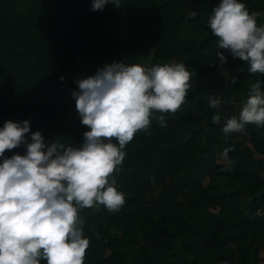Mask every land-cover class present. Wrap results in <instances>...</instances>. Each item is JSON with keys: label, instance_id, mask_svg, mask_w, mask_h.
Here are the masks:
<instances>
[{"label": "trees", "instance_id": "1", "mask_svg": "<svg viewBox=\"0 0 264 264\" xmlns=\"http://www.w3.org/2000/svg\"><path fill=\"white\" fill-rule=\"evenodd\" d=\"M241 2L264 24V0ZM218 4L121 0L118 8L92 11L91 0H0V127L29 120L30 132L78 145L88 128L70 95L77 79L113 61L177 60L192 74L179 109L154 111L148 129L123 149L113 175L124 205L114 212L102 204L79 210L89 238L84 264H248L264 250V127L222 130L264 75L217 48L207 19ZM217 51L227 58L222 66ZM210 96L220 99L219 108L209 106ZM217 112L221 121L214 123ZM24 152L22 144L5 155ZM152 191L158 194L148 199Z\"/></svg>", "mask_w": 264, "mask_h": 264}, {"label": "clouds", "instance_id": "2", "mask_svg": "<svg viewBox=\"0 0 264 264\" xmlns=\"http://www.w3.org/2000/svg\"><path fill=\"white\" fill-rule=\"evenodd\" d=\"M109 4L118 8L121 0H91L90 10ZM207 25L218 38V49L247 62L250 73L264 75V24L257 23L256 13L241 0H219ZM216 55L219 65L227 63L223 52ZM191 75L185 63L113 61L77 79L78 90L70 95L80 123L88 128L78 145L30 132L29 120H6L0 127V264H84L89 238L83 236L86 221L79 210L102 204L114 212L124 205L113 175L125 157L123 149L138 130L148 129L154 111L179 109L192 88ZM219 105V98L209 97L210 107ZM158 119L166 124L163 116ZM212 121H221L219 112ZM249 124L264 127V81L259 78L250 84L239 115L226 118L222 130L240 133ZM22 144L23 155H5Z\"/></svg>", "mask_w": 264, "mask_h": 264}, {"label": "rangeland", "instance_id": "3", "mask_svg": "<svg viewBox=\"0 0 264 264\" xmlns=\"http://www.w3.org/2000/svg\"><path fill=\"white\" fill-rule=\"evenodd\" d=\"M257 17H258V14L256 13V18ZM172 63H180V62L177 61V60H174ZM241 143L243 145H247L248 147L250 145L249 142H248V139L247 138H243V137H241ZM14 150H15V148L12 149V150H5V153L13 152ZM218 162L219 163H225L226 162V159L219 156L218 157ZM157 194H158V191H154V192L152 191V192L148 193L147 198L148 199H151L152 197H155ZM251 259L252 258H250V261H248V264H263L264 250L263 249H260L259 252H258L257 258L255 260H251Z\"/></svg>", "mask_w": 264, "mask_h": 264}]
</instances>
